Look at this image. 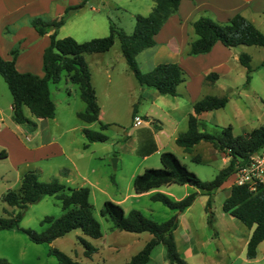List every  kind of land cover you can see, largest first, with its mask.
<instances>
[{"label":"crops","instance_id":"crops-1","mask_svg":"<svg viewBox=\"0 0 264 264\" xmlns=\"http://www.w3.org/2000/svg\"><path fill=\"white\" fill-rule=\"evenodd\" d=\"M82 1L83 0H0V55L5 59H10L11 50L17 48V55L15 58L16 69L20 72L29 71L43 76L42 54L44 48L49 44V33L39 34L32 26L31 20L36 17H40L43 20L45 19V21L57 19L65 13L68 7L77 5ZM98 1H102V3L106 1L116 7H124L126 9L131 7L129 5H132L134 12H131L132 16L134 14H148L154 4L153 0H86L85 3H90L88 11L98 12L99 10L95 8L96 2ZM82 8L83 6L78 9ZM78 9L69 10L66 13L65 22L63 24L72 19L74 14L79 12L77 11ZM236 13H240L248 18L259 30L264 32V0H181L177 11L167 18L159 31L155 34V43L136 54L135 58L137 65L143 72L149 71L155 65L163 62L177 63L183 69L186 78L178 85V93L176 95L161 94L154 87L141 86L136 80L133 72L129 69L122 55L120 45L117 56L114 59L107 58L105 55L110 49L104 52L85 53L88 56L87 58L84 56L90 71L91 84L95 90L99 105L100 122L106 113V109L104 108L106 103H103L100 97H106L112 94L111 88L108 87L114 79L111 72L114 67L110 63L113 62V60L122 61V65L117 71V77L118 79L126 81L129 86L128 96L132 103V109L134 104L136 105V112L134 114L132 110L131 129L126 130L125 135L131 139L133 130H136V133L140 134V138L136 139L130 149V153L137 154L140 160L129 168L124 185H120L115 177H112L111 184L114 187H112L111 190L115 192L116 198L111 199L120 203L127 212L135 208L139 210V206H137L138 200L143 196H149L150 198L151 194L157 191L167 194L174 200L182 199L191 192H197L193 202L183 211H176L169 207L168 208L172 211L170 213L165 211L167 215H177V228L174 230L173 234L177 250L188 264H264V240L258 244L255 257L248 258L246 254L247 244L255 225L251 227L246 226L243 222L224 211L222 208L223 201L230 194L232 185L237 183L236 172L229 175L213 193L210 205L208 206L207 201L209 195L201 192L195 186L193 188V185L190 184H179L182 185V187H180L182 189L174 187L173 184L177 183L164 184L141 193H136L133 189L134 176L142 172L145 168L153 166V162L147 161L150 156L156 153L161 154L162 151L166 150L172 151L177 155V148H181V150L184 151L183 147L175 142V139L179 133L187 130L188 116L193 111V103L205 95H228L229 100L226 105L233 102L234 113L231 120L227 123H223L219 110L224 109L226 105L222 108L203 111L197 115L199 130L207 132L213 129L212 134L215 133V135H220L221 133L218 134L219 129L222 131L224 126L230 124L234 134H242L261 125L264 126V122H262L264 120L258 119L257 124H255L256 122L253 117L247 114L245 115L237 103L238 101H244V98L247 99L251 97L250 92H254L252 89V81L256 77L260 80L262 91L254 93L261 101H264V65L262 64L264 60V47L239 45L235 48H228L220 41H216L207 52L196 54L188 53L189 43L196 37L192 26L194 20L202 15H206L216 21L225 22ZM242 52L250 55L251 63L253 61L255 62V66L251 65L253 72L247 84H245L246 68L239 61V55ZM254 56H256V61L254 60ZM210 72L217 73L216 80H206V75ZM61 73H63L65 80H67L66 82H71L67 78L65 71ZM51 83L54 84V82L49 81L50 97L55 105L54 93L50 89ZM71 83L76 85L75 89L80 96L79 86L76 83ZM70 86L71 85L65 83V88L69 89L68 95L72 93V87ZM99 87L102 91L101 94H99ZM5 93L6 92L2 90L1 95L6 97V103L5 106H3V104L0 105V150L8 147L10 144L19 152L16 151L18 155H20V159L16 161L14 167L16 170L15 180L19 187L22 174L25 171L35 170L41 175L44 170L42 165L38 163L41 160L48 159L51 155L63 154L64 150L62 144L53 141L52 138L48 140H42L40 138L37 140L35 139L37 137H35L33 138L35 139V143H33L31 137H26V139L31 142L30 145L19 138L18 133L23 131V127L22 124L15 122L12 112V98H8ZM60 99H65L67 104L69 103L67 98L60 96ZM84 107L85 103L83 108ZM110 108L114 109L112 105ZM6 109L7 111H5ZM27 109L26 106L23 107L25 116H27ZM8 111L11 113L10 119L12 118L14 124L11 125L10 128L1 126V124L4 123V116L10 115L6 114ZM135 115L140 116L143 120L140 125L135 126L133 124V117ZM52 118L57 121L56 115ZM45 119L46 118H38L37 120L38 122H44L42 126L47 127L48 123H46ZM69 129L70 127L66 128V130ZM202 142H204L203 144L206 147L207 156L205 157L200 153L195 154L201 157V163H206L207 160L214 161L219 158L222 166L215 168L217 172L229 163L228 156L220 153L210 142L203 140L196 143L192 147L191 152L184 151L190 155L191 160L194 147L198 144H202ZM90 143L93 142H89L87 147H84L83 144V147H81L82 150L80 149L81 151L76 146L72 148V157H69L70 166L68 168L65 167L67 172L60 176V181L67 186H87L89 188V198L95 191L101 194H107L108 188L107 184H102L99 181H90L87 171H92V166H90L88 162H82L78 165L73 160L75 155L82 158L84 156V151L90 146ZM259 152L264 154L262 149ZM7 156H9L8 151L5 157ZM159 162L161 163L160 156ZM120 163V158L118 156L115 167L118 168ZM22 164H25L26 169L19 170L18 167ZM54 173H57V171ZM48 176L49 174H46L41 179H47ZM261 183L264 187V175ZM173 189L181 190V193L177 194ZM150 200L152 199L150 198ZM154 206L157 205H148V208L151 210ZM4 208L8 210L13 209V207L9 205ZM140 209L143 208L140 207ZM191 210L196 211V219L194 220L191 218ZM41 225V231L45 230L48 226L47 223H42ZM10 229L18 230L17 228ZM121 231L124 230H119L111 224L109 226V233L102 232L101 237L95 238L100 240V242L94 245L96 251L93 252L92 255L99 256V263H117L121 254L122 244L119 241L120 236L126 237L133 242V244H137L140 236H143L141 242V244H143L137 251H139L152 237L150 233L141 235L144 232L133 233L124 231L128 232V234H126ZM83 236L90 242L89 239L91 237ZM57 238L52 241V246H54V242ZM157 251L160 253L158 258L153 261L152 258H150L147 264H171L166 258L165 249L162 244L157 246ZM130 257L122 264L126 263Z\"/></svg>","mask_w":264,"mask_h":264},{"label":"trees","instance_id":"trees-1","mask_svg":"<svg viewBox=\"0 0 264 264\" xmlns=\"http://www.w3.org/2000/svg\"><path fill=\"white\" fill-rule=\"evenodd\" d=\"M85 1L68 7L65 13L57 19L45 21L36 17L31 20L32 26L39 34L49 33V44L42 54L43 76L29 71L20 72L16 69L17 48L11 50L10 59H5L0 55V75L12 96V112L15 122L34 125L23 113V107L26 106L35 117H53L55 106L50 97L49 81L58 82L61 72L65 71L67 78L79 86L80 97L85 103L84 109L78 111L77 116L85 122L98 121L100 123V130L84 129L86 137L84 147H87L89 142H101L108 138L102 132L108 124L99 121V105L91 84L90 71L84 58L85 53L107 51L113 45L115 38H118L122 55L138 83L141 86L154 87L161 94L176 95L178 85L185 80L186 76L183 69L174 62L159 63L151 70L143 72L138 67L135 58L139 51L155 43V34L167 18L177 11L181 0H153L154 4L148 14L135 15V25L130 34L114 23H110L109 34L104 37L91 38L82 42L70 36L58 38L56 32L64 23L66 13L81 7ZM192 26L196 37L189 43L188 53L190 54L207 52L216 41H220L228 48H235L239 45L264 47V32L240 13H236L225 22L202 15L193 21ZM250 60L249 54L240 53L239 61L246 68L245 84L249 82L253 71ZM262 64L264 65V60ZM216 79V72L206 75V80ZM228 100L229 96L226 94L222 96L205 95L196 100L193 103V111L188 116L187 130L179 133L175 139V142L186 152H191L192 147L203 140L210 142L220 153L228 156L229 163L221 168L214 178L207 181L201 180L175 153L166 150L160 154L162 164L160 167H147L134 176V191L141 193L170 183L190 184L209 195L207 206L210 205L213 193L227 177L247 164L250 157L264 146L263 125L242 134H234L230 124L222 128L220 135L199 130L197 115L203 111L222 108ZM134 106L133 114L136 112V105ZM5 156L6 152L3 149L0 150V157ZM192 160L200 162L201 157L193 155ZM61 172L65 174L67 170L64 168ZM44 195L57 197L61 202L63 213L57 217L43 216L40 223H47L48 226L41 232L21 227L19 222L25 209L39 201ZM196 195L197 192H191L182 199L174 200L167 194L157 191L152 193L150 198L160 201L170 209L183 211L193 202ZM2 201L12 206L13 209H3L5 215L0 217V229L17 228L34 243H51L55 238L75 229L91 238H98L102 235L100 223L92 213L93 205L89 200L87 186L70 187L57 177H51L46 181L41 180L34 170H27L22 174L19 187L6 190L2 195ZM222 208L246 226L255 225L246 253L248 258L255 257L258 244L264 240V187L262 183H256L254 189H251L247 183L233 184L230 194L223 201ZM100 214L107 216L112 221L113 227L119 230L152 234L143 247L124 264H147L151 252L159 244L163 245L169 263L188 264L176 247L173 234L177 228L176 214L165 221L158 222L145 216L138 209H130L126 212L120 203L112 200L103 202ZM78 239L84 247L85 256L89 257L96 251V247L84 236H78ZM48 253L55 256L57 264H83L52 245ZM0 264L12 263L0 257Z\"/></svg>","mask_w":264,"mask_h":264},{"label":"rangeland","instance_id":"rangeland-1","mask_svg":"<svg viewBox=\"0 0 264 264\" xmlns=\"http://www.w3.org/2000/svg\"><path fill=\"white\" fill-rule=\"evenodd\" d=\"M82 6V9L77 8V11L79 12L74 14L72 19L67 21L57 30L56 36L58 38L70 36L76 41L82 42L91 38L104 37L109 34L110 23H114L128 34L133 31L135 25V14L133 16L131 15V12H133L132 5H129L131 7L126 9L124 7H116L106 1L103 3L102 1H98L95 5V8L99 10L98 12L88 11L90 3L84 2ZM135 9L138 10L137 8ZM115 40L116 41L113 43V46H111L109 52L105 54L107 58L114 59L117 56L120 44L118 38ZM84 56L86 58L88 57L86 54H84ZM255 59L256 56H254V60ZM110 63L114 67L113 71H111L114 79L108 87L111 88L112 94L106 97H100L102 102L106 103L104 107L106 109V113L101 119V122L108 124L107 128L103 130V133L107 135L108 138L101 142L90 143V146L84 151V156L82 158H79L77 155H75L73 159L78 165H80L82 162H88V164L92 166V171H87L91 182L99 181L102 184L108 185L107 194H101L95 191V193H92L89 198L93 205V216L100 223L101 231L103 233H109V226L112 224V221L107 216L100 214V208L102 207L103 202L105 200L115 201L111 198H116L115 192L111 190L112 187H114L111 184L112 177H115L120 185H124L129 168L140 160V157L137 154L130 153L132 145L136 139L140 138V134L136 133V130H133L131 139L125 135L126 130L131 129L130 126L132 124L133 109L132 103L128 96L129 86L127 85L126 81L118 79L117 77V71L119 67H121L122 61L113 60V62ZM250 64L255 66L254 61L252 63L250 62ZM66 81L67 80H65L63 73H61L60 80L54 84H50V89L54 93L53 97L56 102L54 105V115H56L57 121L53 120L52 117L46 118L45 121L48 123V126H42V123L44 122H38V118H36L27 109V117L34 123V125L22 124L23 131L18 133L19 138L23 139L28 145H30L31 142L28 141L26 137H31L33 143H35V139L38 140L41 138L42 140H48L49 138H52L53 141L60 142L63 146V154L59 153L51 155V157H48V159L41 160L38 163L42 165L44 170L41 175L38 173V171L34 170L39 177L42 176L40 179L43 178L44 175L49 174L47 179L44 178L41 180H49L51 177H57L60 180V176L62 175L61 170L70 166L69 159L72 157V148L76 146L80 150L81 147H83V144L86 142L84 129L87 128L90 130H100L98 122L86 123L77 116V112L84 109V102L80 98L78 91L75 89L76 85ZM65 83L71 85L70 87H72V93L70 95H68L69 89L65 88ZM252 89L255 93L262 91L258 77L252 81ZM2 90L6 92L5 94L8 98H12L5 81L0 75V105L3 104V106H5L6 97L1 95ZM99 90V94H101L102 91L100 87ZM254 92H250L251 97L247 99L244 98V101H238L237 103L245 115L247 114L248 116L253 117L256 122L255 124H257L258 119L264 120V101H261ZM60 96L67 98L69 103L67 104L65 99H60ZM111 105L114 107V109L110 108ZM134 107L135 106H133V108ZM5 111H7V109ZM219 111L221 113V121L223 123H227L232 119L234 113L233 102H230L224 109ZM6 114L10 115L4 116V123L1 124V126H7L10 128L11 125H14L12 118L10 119L11 113L8 111ZM69 127L70 129L66 130V128ZM207 132L212 133L213 129ZM220 133L221 131L219 129L218 134ZM203 143L204 142L194 147L192 151L193 155L200 153L205 157L207 156L206 147ZM2 149L6 152V155L8 151L9 156L0 157V217L5 215L3 209L4 207H7L6 203L2 201L3 193L9 188L16 189L18 187V183L15 180L16 170L14 167L16 165V161H19L20 159V155H18L19 152L14 149L12 145L9 144L8 147ZM261 149L264 151V146ZM182 151L183 150H181V148H177L176 152L178 158L186 164L189 170L193 171L203 181L211 180L217 173L215 168L222 166L221 160L219 158L214 161L207 160L206 163H201L191 160L190 155ZM118 156L121 163L120 166L116 168L113 165V160L117 159ZM159 156L160 154L156 153L150 156V158L147 160L148 162H153L155 164H153L151 167L161 166V163L159 162ZM18 168L19 170H22L26 169V166L25 164H22L19 165ZM81 170L84 171L83 169ZM55 171H57V173H54ZM173 185L174 187H177V189H182L180 188L182 185ZM173 190L177 194L181 193V190ZM138 201L139 202L137 203V206H139V210H141V212L148 217L153 216L151 218L155 221L162 222L171 217L170 214H165V211L170 213L172 210H170L161 202L150 200L149 196H143ZM148 205L157 206L152 207L150 210ZM140 207L143 209H140ZM61 213L62 207L60 200L54 195H46L41 200L29 205L25 209L20 220V226L24 228H32L38 232H41L42 225L40 224V219L43 216L51 215L57 217L60 216ZM190 214L193 220L196 219V211L191 210ZM18 230L0 229V257L6 258L12 264H56L55 256L48 253L52 242H42L36 244L32 242L25 233ZM121 232L128 234V232ZM147 233L148 232H144L141 235H146ZM78 236H83L80 230H72L57 238V240L54 242V247L63 251L72 259L83 264L99 263V256L91 255L87 257L83 254L84 247L80 243ZM89 240L93 245L100 242V240L95 238H90ZM142 240L143 236H140L137 244H133V242H131L126 237L120 236L119 241L122 244L120 251L121 254L116 264H122L127 260V258L137 252V250L143 244H141ZM157 246L151 252L150 258H152V261L158 258L160 254L159 251H157Z\"/></svg>","mask_w":264,"mask_h":264},{"label":"built area","instance_id":"built-area-1","mask_svg":"<svg viewBox=\"0 0 264 264\" xmlns=\"http://www.w3.org/2000/svg\"><path fill=\"white\" fill-rule=\"evenodd\" d=\"M133 121L135 126L143 122L138 115L133 117ZM236 175L237 183H247L250 185L251 189H254L256 183H261L264 175V154L260 152L253 154L249 162L238 169Z\"/></svg>","mask_w":264,"mask_h":264},{"label":"water","instance_id":"water-1","mask_svg":"<svg viewBox=\"0 0 264 264\" xmlns=\"http://www.w3.org/2000/svg\"><path fill=\"white\" fill-rule=\"evenodd\" d=\"M113 165L116 166V159L113 160Z\"/></svg>","mask_w":264,"mask_h":264}]
</instances>
